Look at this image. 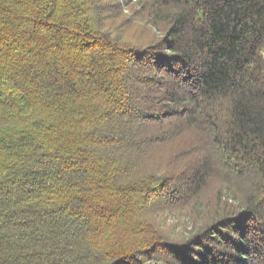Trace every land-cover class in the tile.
I'll return each instance as SVG.
<instances>
[{"label": "trees", "instance_id": "1", "mask_svg": "<svg viewBox=\"0 0 264 264\" xmlns=\"http://www.w3.org/2000/svg\"><path fill=\"white\" fill-rule=\"evenodd\" d=\"M0 264H264V0H0Z\"/></svg>", "mask_w": 264, "mask_h": 264}, {"label": "rangeland", "instance_id": "2", "mask_svg": "<svg viewBox=\"0 0 264 264\" xmlns=\"http://www.w3.org/2000/svg\"><path fill=\"white\" fill-rule=\"evenodd\" d=\"M166 220H167V224L172 226V229L174 231L184 227L182 222H180V221H182V217H178V215H176V214L170 215L168 217V219H166ZM163 221H165V219H163Z\"/></svg>", "mask_w": 264, "mask_h": 264}]
</instances>
